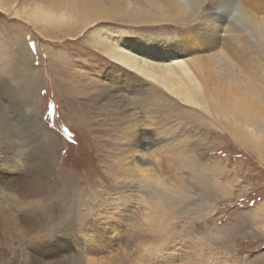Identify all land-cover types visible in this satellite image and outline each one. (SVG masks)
Segmentation results:
<instances>
[{
    "label": "rangeland",
    "instance_id": "obj_1",
    "mask_svg": "<svg viewBox=\"0 0 264 264\" xmlns=\"http://www.w3.org/2000/svg\"><path fill=\"white\" fill-rule=\"evenodd\" d=\"M0 3L8 7L0 9V169L10 171L8 177L0 176V264H31L26 257L31 239L22 236L27 217L44 231L35 239L50 229L73 244L68 253L39 264H264L260 151L241 146L227 119L210 108L211 101L194 107L202 113L200 119L186 114L169 94L163 106H147L141 95L122 87L124 75H136L89 45L93 38L116 42L123 34L136 48L164 44L170 55L199 59L200 77L214 102L217 91H227L222 104L264 123V0H190L181 3L182 9L170 8L165 0ZM79 8L96 22L83 27L73 15ZM61 13L71 18L49 17ZM234 13L243 25H229L227 18ZM223 30L231 37L220 35ZM25 44L32 55L19 69L42 70L34 92L25 86L22 72L14 68L18 76L12 77L6 66ZM68 70L77 83L89 85L78 83L71 98L58 86L60 81V86L70 84ZM105 91L115 98H107ZM85 104L94 119L79 125L69 110ZM34 116L60 140L51 154L44 150ZM133 120L146 131V140L157 139L135 157L126 152ZM191 159L228 192L214 189L206 195L191 168L183 166V160ZM28 178L42 190L40 200H28L36 204L14 195L13 188ZM158 194L173 196L175 203H164ZM76 245L81 251H73Z\"/></svg>",
    "mask_w": 264,
    "mask_h": 264
},
{
    "label": "bare ground",
    "instance_id": "obj_2",
    "mask_svg": "<svg viewBox=\"0 0 264 264\" xmlns=\"http://www.w3.org/2000/svg\"><path fill=\"white\" fill-rule=\"evenodd\" d=\"M165 3L170 8L171 7H174V8H178L179 7L180 9H182L184 7L182 6L181 3H184L183 5H185V4L187 5V4H190V0H165ZM7 8L8 7H6V6H4L3 4L0 3V9L1 10H5ZM80 10H82V9L79 8V12H73V15H76V17L79 18L82 21V23L83 22L85 23V26H83V27L87 28V27L91 26L94 22H96L93 19L91 20L92 17L90 18L88 15H86L85 11H80ZM51 16L56 17V19L59 20V21H64L66 19H70L71 18V16L66 14V13H61V14L56 15V16L49 15V17H51ZM88 18H90V22L86 23L85 21L88 20ZM227 22L231 26L233 24L234 25H236V24L243 25L241 23V21H240L238 13H234L233 15L232 14L229 15V17L227 18ZM82 30H83V28H82ZM82 30H80V32L76 31L74 34H69L68 36L70 37V36H76L78 34H81ZM245 31L247 32V29ZM249 32L251 34L253 33L250 30H249ZM220 35H223L225 37H231L230 32L227 33L224 30H223L222 33H220ZM251 37H252V39L254 38L253 35H251ZM233 38L235 40L232 43H234V42L236 43V40H237L236 37H233ZM237 43H239V42H237ZM89 45L93 46L94 48L100 49L106 56H108L114 62H116L117 64L121 65L127 71L132 72L137 77L141 78L142 81L137 80V78H134L136 76L132 77V76L124 75L123 76L124 82H123V86L122 87L125 90H129V91L135 92V93L137 92L139 95H141L143 97L142 98L143 103L147 104V106H148V104L151 105V104H154V103L155 104L159 103L161 106H163L164 104H162L161 102L162 101L165 102V99L167 100V97H168V94H169L172 97H174L173 99L177 100V102L175 100V104L178 107H180V109H182L186 114L194 117V119H195V117H198L200 119L202 117V113L200 111H198V109H196L194 107H198L199 108V106H200V107L203 108L205 101L206 102L207 101L208 102H210V101L213 102L214 107H210V106L209 107L212 108L215 112H217L220 116L222 114L227 119V121H228L227 122L228 129L230 131H232V134L237 139V141L241 144V146L245 147V149H247V150H250V149H252L253 151L254 150H259L261 158L264 160V123L252 120L247 114L241 113V114L236 115L234 113V111L232 110V108H229V106H226L225 104H222L225 99L227 100V95H229L227 91H222V94H221V92L217 91V95H215V102H214L213 99H212L214 97L213 93L210 90H208L207 88H205L206 81H204V83H203L202 78L200 77V72L202 73V71H203V64H202V62H200L201 60H199V59H196V60L195 59L194 60L193 59H184V58H180V56H178V55H170L169 51H168V47H166V45H164V44L155 45V46L151 47L152 46L151 44H146L145 43L143 46L141 45L140 48H136L137 45H134V43L130 44L129 41L127 40V36L123 35V34L119 35V37H118L116 42H111V41L107 42L106 40H102V39H99V38H93L89 42ZM17 54H18V56H17L18 58L11 59L6 65L9 68H11L12 77L18 76L17 72L15 70H19V72H18L19 74H20V72H22L21 71L22 67H20V69H19V66H21L20 64H22L23 62H25V63L29 62L28 58L30 57V54H31L30 49H29V45L25 44L23 46L18 47ZM215 65H216V63L213 64V66H215ZM3 67H5V66L3 65ZM14 68H15V70H14ZM217 68L220 70V65H218ZM1 70H3V69L1 68ZM41 71L42 70H33L30 66H27V68H25L23 70V72H22L24 77H27V79L24 80L27 83V84H25V86L28 87V88H32V92L36 91L39 88L38 81L40 80V78L42 76V72ZM59 72L57 71V74ZM68 72H70V71L68 70L67 73ZM65 73H66V71H65ZM68 75L69 76H67V77H69V83H70L69 85H70L71 88L69 89V87H68L69 85H66L67 83L64 84L63 86H60L61 85L60 83H62L61 81L59 82L58 86L63 89V90H61L62 92H64V91L67 92L68 91V93H70V95L68 94L70 98L73 97L74 92L76 90L78 91V89H77L78 88V83L80 85H82L84 88H88L89 87L88 84H86V83H84L82 81H79L77 83V81H75V76L73 77L72 73L71 74L68 73ZM129 75H131V74H129ZM14 79L19 81L20 77H17V78H14ZM111 81H112V79H111ZM145 83H148V85H150V86L145 85ZM157 87H159L158 90H156ZM110 88H112V87H110ZM225 89H227V88H225ZM225 89H223V90H225ZM105 92H106L107 98H110V99L111 98H115L114 95L109 94L107 91H105ZM205 92H206V94H205ZM119 94H122V92H120ZM123 94H122L121 98L119 99L120 102L123 101V97H124ZM64 95H65V93H64ZM207 95L212 100L206 98L205 96H207ZM171 96H170V98H171ZM106 99H105V101H106ZM167 101H166V103H167ZM106 102H108V101H106ZM111 102H113V100H111ZM118 102L117 101L114 102L115 106H118ZM136 104H138V102H136ZM125 105L126 104H124V106ZM182 105L185 106V107H183ZM87 106H88L87 104L81 105V106H75L74 105L73 107L70 108V110H69L70 111V116H73V120L75 121V123L77 122V124H79V125H81V124L85 125L88 122H90L91 119H94L90 115L92 110L89 108V106L88 107ZM124 106H122V107H124ZM204 107H206V106H204ZM209 107H207V108H209ZM174 110H175V108H174ZM126 117H127V115H126ZM32 118H33V122H34L33 124L39 129L41 139L44 142V145L46 147V149H44V147H43V149L47 150V152L51 154L54 148L57 149V147L60 146V140L58 139V137L56 135L52 134L50 131L47 130L46 125L43 123V121L39 117L34 116ZM70 120H69V122H70ZM126 120H128V118ZM133 122L134 123H132V121H131V124H129L128 127H127V130L129 129L128 130L129 134L127 136V144L126 145L128 147L126 148V152L129 153V154H133L134 155L133 157H135V154L142 153L141 149L143 150L144 147L145 148L146 147L149 148L151 145L156 143L157 139L146 140L147 136L146 137L144 136V133L146 131L142 132V130H139L138 129L139 125L134 120H133ZM125 132H127V131H125ZM260 135L262 137H260ZM251 137L255 138V140H256V142L253 143V144H252V138ZM260 139H262V142H261ZM252 150H251V152H253ZM259 151H257V152H259ZM45 157H47V156H45ZM131 158H132V156H131ZM125 160H127V159H125ZM145 160L140 157V161H144L146 163ZM182 163H183V166L186 165L189 168H191V170H192L191 172L194 174L193 178L202 186L203 192L206 195H209L210 192L213 193L214 189H217L218 192H224V193L228 192L227 186L222 185L218 180L214 181V179H212L210 176L206 175L204 173V171L199 168V164L195 160H192V159L191 160H187V161L183 160ZM152 164H154L156 166L155 162H152ZM8 168L13 169L14 167L13 166H8ZM7 171L3 172V170L0 169V176L3 175L4 177H8V174H10V171L9 172H7ZM17 178H19V177H17ZM89 179H90V177H89ZM83 181H85V179ZM31 186L35 187V188H32L31 190H28V188L31 187ZM37 188H38V186H36V184L32 182L31 178L22 179L15 186V188H13L14 191H15L14 195L18 199H20L22 203L33 204L35 202H29L28 200L29 199L40 200L42 198V196H41L42 194L40 193L42 190L39 192L38 191L39 189H37ZM150 192H151V189H150ZM170 192L172 193L174 191L172 190ZM43 196L45 197V195H43ZM70 197H71V195H70ZM157 198L159 200L163 201L164 203L174 202L175 201L173 196H170V195L158 194ZM42 201H44V200L42 199ZM181 202L176 203V204L177 205L181 204ZM62 211H63V209H62ZM64 212H68V211L64 209ZM256 214L259 215V214H262V213L257 211ZM261 217L264 218V215L262 214ZM259 218H260V216H259ZM57 219H59V217ZM41 220H43V219H41ZM25 222H26V224H25L26 226L24 227L25 230L22 232V236H23V238H30L31 239L30 240L31 242L29 241L30 243H28V247H27L28 250L26 252V257L27 258L29 257V259H30L29 262L31 264L43 263L45 260H46L45 262H47V259L49 257L50 258L57 257L59 255H62L64 253H66V252L68 253L69 249L72 250V245L73 244H70V243L67 244L66 241H65V240H67V238H63L62 235H60L59 231L54 232V230L49 231L50 229L49 230L47 229V232L45 234H42L37 239H35L37 234L40 233V231L42 233L44 232L43 229L41 228V226L33 225L32 224V220L30 218H28V217L25 220ZM62 223H64V221ZM43 225L45 226V223ZM50 225H51V222H50ZM46 226H45V228H46ZM259 235L264 236V230H261ZM69 247H71V248H69ZM79 250L81 251V249H80V247L78 245H76V248L73 249V251H79ZM11 255H13V254H11ZM14 260H15V258H14ZM64 260H65V258H64ZM11 264H17V263L12 261ZM25 264H27V263L25 262Z\"/></svg>",
    "mask_w": 264,
    "mask_h": 264
}]
</instances>
